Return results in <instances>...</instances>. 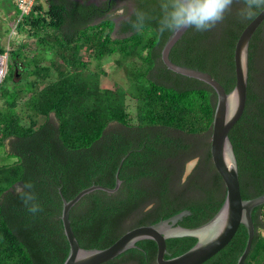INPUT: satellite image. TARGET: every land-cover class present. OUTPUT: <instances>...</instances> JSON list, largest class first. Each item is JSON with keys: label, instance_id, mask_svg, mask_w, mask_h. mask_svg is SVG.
<instances>
[{"label": "trees", "instance_id": "1", "mask_svg": "<svg viewBox=\"0 0 264 264\" xmlns=\"http://www.w3.org/2000/svg\"><path fill=\"white\" fill-rule=\"evenodd\" d=\"M44 1L47 5L36 0L31 12L22 15L17 0H0V54H9L0 86V148L14 159L0 166V264H64L70 244L62 195L71 200L93 185L115 188L117 173L121 184L116 192L95 190L71 210V225L83 248H107L134 228L183 212L189 213L178 226L205 225L220 211L227 192L211 155L217 94L164 64L162 49L173 33L158 32L160 0L141 1L149 17L142 30L127 22L117 35L113 19L94 23L103 13L92 5ZM239 7L234 3L210 31L188 29L171 60L210 73L231 91L236 43L253 20H240ZM14 27L17 34H12ZM263 27L250 44L246 110L230 132L245 200L264 194ZM6 36L16 37L6 45ZM110 57L119 67L134 66L129 90L103 86L109 75L101 60ZM127 95L136 101L134 115ZM196 158L185 179L187 163ZM27 183L42 208L35 214L18 195ZM253 221L256 235L245 264H264V205L254 210ZM248 236L241 225L205 264H237ZM198 241L194 236L168 239L166 258L187 252ZM157 251L154 240L144 239L104 264H157Z\"/></svg>", "mask_w": 264, "mask_h": 264}, {"label": "water", "instance_id": "2", "mask_svg": "<svg viewBox=\"0 0 264 264\" xmlns=\"http://www.w3.org/2000/svg\"><path fill=\"white\" fill-rule=\"evenodd\" d=\"M263 22L264 14L257 15L247 25L236 43L234 52L235 86L229 92L210 73L186 67L171 60L172 49L188 29L179 34L173 33L162 49V60L171 71L200 80L211 86L217 94L211 135V155L213 164L221 175L227 189L225 202L220 211L213 219L198 228L190 229L178 226L179 220L189 213L183 212L156 224L134 228L126 232L107 248H83L71 225V210L85 195L95 190H104L110 193L116 192L121 184L119 173H117L115 188L93 185L82 190L71 200H67L62 195V220L64 231L70 244V252L64 264H104L135 247L137 242L144 239H152L157 243V264H205L232 241L241 225L247 228L249 236L246 248L237 264L246 263L256 235L253 212L257 207L264 205V194L249 200L243 199L239 166L234 146L230 139V132L243 117L247 106L250 44L255 32ZM185 236L197 237L199 241L187 252L176 257L166 258L168 254L167 240Z\"/></svg>", "mask_w": 264, "mask_h": 264}, {"label": "clouds", "instance_id": "3", "mask_svg": "<svg viewBox=\"0 0 264 264\" xmlns=\"http://www.w3.org/2000/svg\"><path fill=\"white\" fill-rule=\"evenodd\" d=\"M234 3L240 6L237 15L242 21L252 20L257 15L264 14V0H160L162 15L158 21V32L163 35L166 31L179 34L185 29L210 31L232 11ZM125 7L126 5L122 4L115 15L125 17ZM129 15L135 17V20L130 22L138 31L144 28L145 21L149 19L139 8H132ZM32 188L33 185L27 183L18 191V195L28 211L35 214L42 211V208L36 203L37 197L31 191Z\"/></svg>", "mask_w": 264, "mask_h": 264}, {"label": "rangeland", "instance_id": "4", "mask_svg": "<svg viewBox=\"0 0 264 264\" xmlns=\"http://www.w3.org/2000/svg\"><path fill=\"white\" fill-rule=\"evenodd\" d=\"M75 1H83V0H75ZM87 1L88 0H84V2H87ZM39 3H43V4L47 5L44 0H39ZM45 7H47V6H45ZM5 22H6L7 27H8V24H9L8 22H11V21L7 20ZM262 34L264 35V27H263V33ZM14 37H16V36H13L11 38H10V36H6V39H4L6 42V45L8 44L9 40L11 42ZM30 48L32 49L33 46H31ZM29 51H30V49L26 52V54L28 56L32 55V53ZM261 59L264 60V56ZM101 62H102L101 64H103V66L106 67L105 70L107 71V74L109 75L108 77L103 78V86H106L107 88L111 87L113 89L126 88L129 90L131 85H134V83H135V80H134L135 72L132 71L131 73H129L130 70L133 69L134 66L131 65L128 67L126 65H123V66L119 67V65L117 63H115L113 57L105 58V59L101 60ZM260 62L264 65L262 60H260ZM18 66L20 67V64ZM14 67L15 66L9 68V72H10L9 74H11V71ZM135 102L136 101L134 99H132L129 95H127V103L129 105V107L131 108V112L133 115L135 114V112H134ZM30 123H31L30 119L28 117H26L25 118V125H29ZM6 142H7V144H9L8 143L9 139ZM7 148L10 149L8 145H7ZM5 156L6 155L4 153V149L0 148V166L3 165L4 161H6L7 163H9V162L11 163L14 161V159L10 156H8V157L6 156L7 158L5 160L4 159ZM197 160L198 159H196V160L193 159L187 163V166H188L187 174L188 175L196 167V165L198 163ZM184 178L186 179V177H184Z\"/></svg>", "mask_w": 264, "mask_h": 264}, {"label": "flooded vegetation", "instance_id": "5", "mask_svg": "<svg viewBox=\"0 0 264 264\" xmlns=\"http://www.w3.org/2000/svg\"><path fill=\"white\" fill-rule=\"evenodd\" d=\"M141 1L142 0H88L87 2H84L83 0V1H78V2L84 5H87V6H90V5L94 6L98 14L101 12L103 13L102 16L98 15V17L94 18L95 19L94 23L100 22L106 17L113 19L114 22L116 23L115 30L113 33L114 35H117L119 31L121 30V27L124 25V23L130 22L132 18L134 17V16L129 15L130 10L132 8H139L141 10L142 8ZM122 4L126 5L125 17L116 16L115 12ZM187 171H188V166L186 167L184 177L188 176Z\"/></svg>", "mask_w": 264, "mask_h": 264}, {"label": "built area", "instance_id": "6", "mask_svg": "<svg viewBox=\"0 0 264 264\" xmlns=\"http://www.w3.org/2000/svg\"><path fill=\"white\" fill-rule=\"evenodd\" d=\"M36 0H17L19 8L22 10V15L29 14ZM16 27V26H15ZM15 27L13 28L12 34H17ZM9 64V54H0V86L7 75Z\"/></svg>", "mask_w": 264, "mask_h": 264}]
</instances>
